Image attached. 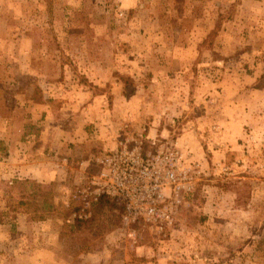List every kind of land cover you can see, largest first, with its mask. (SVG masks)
I'll return each mask as SVG.
<instances>
[{
  "label": "rangeland",
  "instance_id": "374dc122",
  "mask_svg": "<svg viewBox=\"0 0 264 264\" xmlns=\"http://www.w3.org/2000/svg\"><path fill=\"white\" fill-rule=\"evenodd\" d=\"M128 150L191 186L161 224L98 200ZM260 219L264 0H0V264H256Z\"/></svg>",
  "mask_w": 264,
  "mask_h": 264
},
{
  "label": "built area",
  "instance_id": "2783aa9c",
  "mask_svg": "<svg viewBox=\"0 0 264 264\" xmlns=\"http://www.w3.org/2000/svg\"><path fill=\"white\" fill-rule=\"evenodd\" d=\"M172 158V155H164L162 161L172 165L158 168L152 160L144 162L140 152L136 155L129 150L115 152L101 159L102 170L96 176L99 181L94 183L99 185V195L118 197L124 202L125 224L139 220L161 224L164 216L170 218L171 215L161 211L165 188L170 187L176 198L184 190L191 189L186 183H178L179 176Z\"/></svg>",
  "mask_w": 264,
  "mask_h": 264
},
{
  "label": "crops",
  "instance_id": "0c3cea01",
  "mask_svg": "<svg viewBox=\"0 0 264 264\" xmlns=\"http://www.w3.org/2000/svg\"><path fill=\"white\" fill-rule=\"evenodd\" d=\"M221 191H224V190H221ZM210 193H211V197H209V198H211V199L208 198V200L206 201V204H205L206 205L205 208L209 210V214H210V216H208V220H209V222H211V221L212 222H219V215H221V214L227 215V213L225 212V210H227V208L225 206H223V204H224V202H226V200H224L225 198L221 197V196L214 197L212 195L211 191H210ZM227 207L229 209L228 211L231 212L234 216H238L239 218H240V216H244V219L246 221H243L242 220L243 217H242L240 219L241 221L239 222L240 224L242 223L243 226H244V225H246V223L249 222L247 220H249V218H251V212H252V204H251V202L248 204L247 208L243 207L242 209L239 210V208L238 209L236 208V198L233 197V198H231V202L227 201ZM229 216H231V215L229 214ZM261 217H262V215L259 216V218H261ZM235 222L236 221H233V224H235ZM259 223L260 224H257L256 226H252V225L247 224L248 225V232L243 237L244 239H246V241L242 245L243 248H245L246 246L250 245L252 242H254V240H255V238L257 236L262 234V231H263L264 227H261V223H262L261 219L259 220ZM238 228L239 227H237V226H232L231 225V229H238ZM241 229H242V227H241ZM213 232H214V230H213ZM229 237H230V235H229ZM212 238H216L217 239V241L215 242V247L219 246V242H218L219 238H220L219 235L217 233L213 234ZM259 260L260 261L256 262V264H262L264 262V257L263 258L262 257L259 258ZM251 262L253 263V260L247 259V263L248 264H251Z\"/></svg>",
  "mask_w": 264,
  "mask_h": 264
},
{
  "label": "trees",
  "instance_id": "16d2710c",
  "mask_svg": "<svg viewBox=\"0 0 264 264\" xmlns=\"http://www.w3.org/2000/svg\"><path fill=\"white\" fill-rule=\"evenodd\" d=\"M105 197H108L106 194H102L101 196H99L98 197V200H99V202L101 201V203L103 202V200H104V198ZM109 198H111V197H109ZM112 199H114L116 202H117V200H116V198H112ZM107 200H105V202H106ZM123 206V205H122ZM94 219H95V217H92L91 219H86V220H84V221H81L80 223H89V222H94Z\"/></svg>",
  "mask_w": 264,
  "mask_h": 264
}]
</instances>
